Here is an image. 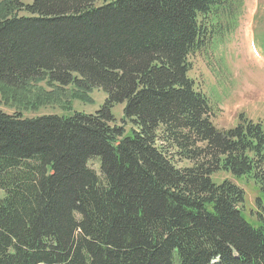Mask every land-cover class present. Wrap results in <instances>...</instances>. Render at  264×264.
Listing matches in <instances>:
<instances>
[{
  "label": "trees",
  "instance_id": "trees-1",
  "mask_svg": "<svg viewBox=\"0 0 264 264\" xmlns=\"http://www.w3.org/2000/svg\"><path fill=\"white\" fill-rule=\"evenodd\" d=\"M96 1L0 0V86L107 94L95 114L0 110V264H264V123L218 129L190 76L244 0Z\"/></svg>",
  "mask_w": 264,
  "mask_h": 264
},
{
  "label": "rangeland",
  "instance_id": "rangeland-1",
  "mask_svg": "<svg viewBox=\"0 0 264 264\" xmlns=\"http://www.w3.org/2000/svg\"><path fill=\"white\" fill-rule=\"evenodd\" d=\"M113 1L97 0L95 6ZM238 21L229 35L214 36L205 49L190 57V76L197 88L209 97L214 112L212 121L218 129L236 126L241 114L264 123V0H244ZM51 86L47 81L31 84L23 100L19 98L20 93L14 94L0 86V110L20 112L30 118L75 111L95 114L107 98L99 89L86 93L73 87L60 90ZM45 93L52 96H45ZM123 109L124 105H118L113 110L118 125H122ZM89 165L99 174L97 161ZM225 177L228 176H217L218 181ZM237 183L246 191L245 218L254 223L251 212L255 210L256 190L247 181Z\"/></svg>",
  "mask_w": 264,
  "mask_h": 264
}]
</instances>
